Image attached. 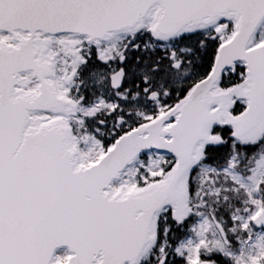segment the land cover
Returning a JSON list of instances; mask_svg holds the SVG:
<instances>
[{
  "label": "snow or ice",
  "instance_id": "1",
  "mask_svg": "<svg viewBox=\"0 0 264 264\" xmlns=\"http://www.w3.org/2000/svg\"><path fill=\"white\" fill-rule=\"evenodd\" d=\"M0 264H264V0H0Z\"/></svg>",
  "mask_w": 264,
  "mask_h": 264
}]
</instances>
